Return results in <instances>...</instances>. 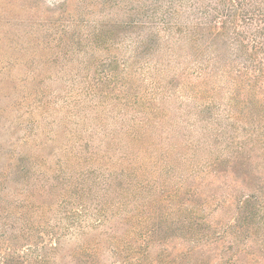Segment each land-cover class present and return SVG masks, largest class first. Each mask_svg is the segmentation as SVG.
<instances>
[{"label": "trees", "instance_id": "1", "mask_svg": "<svg viewBox=\"0 0 264 264\" xmlns=\"http://www.w3.org/2000/svg\"><path fill=\"white\" fill-rule=\"evenodd\" d=\"M85 1L78 19L105 15L109 0ZM155 1L118 0L123 11L110 14L125 20L85 27L77 46L104 55L80 62L92 68V82L85 76L78 98L66 96L56 110L65 144L39 158L0 156V264H52L59 232L94 229L109 207L117 217L124 200L143 194L154 214H182L181 192L204 183L207 172L264 160V0ZM131 2L137 8H126ZM132 16L140 21L129 23ZM188 170L168 187L170 174ZM41 177L44 195L55 198L54 227L52 206L34 195Z\"/></svg>", "mask_w": 264, "mask_h": 264}, {"label": "rangeland", "instance_id": "2", "mask_svg": "<svg viewBox=\"0 0 264 264\" xmlns=\"http://www.w3.org/2000/svg\"><path fill=\"white\" fill-rule=\"evenodd\" d=\"M79 1L0 0V156L26 152L39 158L65 144L60 127L64 114L58 113L59 107L66 96L78 98L76 93L85 76V82H92V68L84 70L80 62L104 55L86 52L77 42L85 35V27L97 18L125 20L122 13L110 14L122 10L117 8L118 0L107 2L103 17L78 19ZM90 2L86 0L84 5ZM154 2L147 0V6ZM137 6L131 2L126 8ZM129 21L140 19L132 16ZM77 76L82 82H74ZM47 110L52 111L47 114ZM70 118L73 133L78 120L75 115ZM11 143L14 148L9 147ZM221 170L225 172H207L201 177L204 183L198 179L197 188L181 192L180 202L186 210L182 214H154L143 194L137 203L131 198L124 200L117 217H111L109 212L116 209L109 207L106 219L94 229L72 230L71 237L69 231L59 232L64 238L52 264H264V160L253 157L243 165L236 163ZM188 174L189 170L170 174L174 179L168 187L175 188L179 178ZM42 183L41 177L34 190L40 202L42 197L48 200L44 195L48 188L41 189ZM47 200L46 205L52 206L47 217L54 227L55 198ZM164 201H168L167 196ZM166 205L168 212L173 210ZM91 207L89 210L95 212ZM89 224L95 221L91 219ZM84 249L89 251L82 252Z\"/></svg>", "mask_w": 264, "mask_h": 264}]
</instances>
